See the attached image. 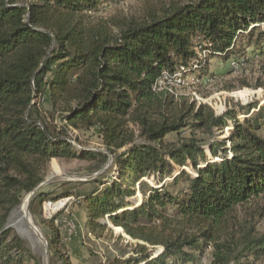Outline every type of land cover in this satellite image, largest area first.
<instances>
[{"label": "trees", "instance_id": "trees-1", "mask_svg": "<svg viewBox=\"0 0 264 264\" xmlns=\"http://www.w3.org/2000/svg\"><path fill=\"white\" fill-rule=\"evenodd\" d=\"M111 1L0 0V206L10 205L0 217V264H25V250L17 240L9 245L3 230L18 195L43 182L52 159L75 156L62 149L68 145L60 139L49 146L56 119L65 124L59 131L93 130L118 168L110 184L93 185L83 195L88 233L101 238L116 228L140 242L132 248L134 264L200 263L208 246L214 250L209 264L263 260L264 234L239 225L236 213L264 197V105L239 107L247 117L240 122L199 103L181 110L176 99L162 100L153 87L163 71L200 65L195 47L222 52L232 44L227 56L234 55L240 45L235 33L250 29L248 38L264 25V0H194L166 9L145 4L143 22L123 25L114 17L97 18ZM207 67L208 62L198 67L194 79L200 81ZM45 94L51 113L43 119L34 100ZM225 117L234 123L227 126ZM232 127L231 155L218 144L225 159L207 162L196 136L231 133ZM183 130H189L187 138ZM171 134L176 142L166 141ZM208 152L217 153L213 145ZM199 160L204 166L196 177L175 174L174 167L189 163L195 170ZM150 176L159 188L142 181ZM181 181L184 187L176 189ZM136 187L142 201L135 207L127 201ZM45 196L35 195L30 206ZM49 231L48 251L62 260L59 233L52 225ZM156 247L162 250L158 255ZM13 249L19 250L16 259Z\"/></svg>", "mask_w": 264, "mask_h": 264}, {"label": "rangeland", "instance_id": "rangeland-1", "mask_svg": "<svg viewBox=\"0 0 264 264\" xmlns=\"http://www.w3.org/2000/svg\"><path fill=\"white\" fill-rule=\"evenodd\" d=\"M189 1L194 0H112L101 7L97 18L109 20L114 17L118 25L131 22L139 24L144 20L145 4L166 9L171 3L184 4ZM259 29L264 31V25L260 24ZM249 30L235 33L233 40L238 41L237 46L240 45L235 48V54L229 57L227 54L231 52L232 44L229 51L208 52L207 50L209 54L206 57H203L199 47H195L194 52L199 62H201L200 59L204 61V65L208 62L206 72L202 74L200 81L194 79L193 74L198 71L195 70L192 74L186 75L180 83L172 81L171 84L155 92L162 100L169 101L172 97L176 99L181 110L185 103H199L210 107L218 117L226 115L233 117L234 121L242 122L247 117L242 115L239 107L246 109L253 103L259 106L264 105V37H260V30H256L251 37L247 38ZM210 53L211 55L214 53L216 57L210 60L208 58ZM159 85L163 86L161 83ZM34 103L38 104L43 119L46 118L45 115L51 113L47 94L35 98ZM252 113L253 111L250 116ZM234 121L225 117L227 126L229 122L234 123ZM55 123L58 130L50 129L52 136L49 146L57 145L56 141L60 139L68 145L62 149H67L75 156L52 159L43 182L33 192L18 195L16 199L19 203L11 208L3 227V230L8 233L6 242L11 241L9 245L15 247L13 242L19 241L21 248L25 250L23 255L25 264H107L114 259L119 261L132 259L128 264H134L136 261L133 259L132 248L140 242L131 240L126 235H122V232L118 234L114 229L112 235L96 238L88 233L86 226L87 211L83 195L92 189L93 185L99 187L108 185L116 178L118 168L114 163L115 158L105 151L101 139L93 130L66 129L65 131L63 129L59 131L65 124H60L57 119ZM232 133L233 127L231 133L224 129L214 130L213 135L209 137L202 134L196 136L203 142L201 147L206 153L207 162L219 164L225 159L222 148L218 144H222L223 149L227 151V157L231 155ZM262 135H264V129ZM181 136L187 138L189 130H183ZM176 140L175 134L166 138L167 142H176ZM209 145H213L217 152L216 156H211L208 152ZM87 153L102 154L106 159L101 162L100 157L92 161L80 157ZM203 166L204 163L199 160L195 170L190 163L182 168L174 167V169L175 174L185 171L193 178L196 177L197 169ZM142 181L152 188L160 187L152 176L145 177ZM170 181L168 179L165 183ZM181 187H184L182 181L178 183L176 189ZM135 190L136 195L127 202L136 207L140 205L142 197L137 187ZM39 193L46 195L45 201L42 204L34 202L30 206L31 199ZM24 202L26 203L25 211L23 210ZM49 203L50 207H48ZM52 205L55 206L52 207ZM9 207L8 204L0 206V217ZM236 214L239 225L246 229L251 228L256 235L264 234V197L238 207ZM51 225L59 233V251L63 257L62 260L49 253L47 248V240L51 236L49 231ZM161 251L160 247H156L153 254L158 255ZM213 252V248L208 246L200 256V263L198 258L195 263L189 264H201L203 258H206L209 264L212 262ZM10 254L13 259H16L19 257V250L13 249ZM240 263L264 264V259L255 262L250 258L248 262L241 260Z\"/></svg>", "mask_w": 264, "mask_h": 264}, {"label": "built area", "instance_id": "built-area-1", "mask_svg": "<svg viewBox=\"0 0 264 264\" xmlns=\"http://www.w3.org/2000/svg\"><path fill=\"white\" fill-rule=\"evenodd\" d=\"M202 52H203L202 53L203 57H206L209 54L205 50H203ZM200 61H201L200 65L191 63L186 70L182 69V70H179L178 72H175L174 74H169L168 72L163 71L164 73L163 74L161 73L160 77L155 82V85L153 87L154 91H158L159 89L167 86L168 84H171L172 81L173 82L176 81L177 84L180 83V81L184 79L183 74H187V73L191 74L195 70H198V67H201V66L204 65V61H202L201 59H200ZM159 83L163 84V86L159 85ZM164 84H166V85H164ZM50 206H51V204L49 203L48 207H50ZM54 206L55 205H52V207H54ZM201 264H207V259L203 258L202 261H201Z\"/></svg>", "mask_w": 264, "mask_h": 264}, {"label": "bare ground", "instance_id": "bare-ground-1", "mask_svg": "<svg viewBox=\"0 0 264 264\" xmlns=\"http://www.w3.org/2000/svg\"><path fill=\"white\" fill-rule=\"evenodd\" d=\"M25 209H26V203L24 202L23 203V210L25 211Z\"/></svg>", "mask_w": 264, "mask_h": 264}, {"label": "water", "instance_id": "water-1", "mask_svg": "<svg viewBox=\"0 0 264 264\" xmlns=\"http://www.w3.org/2000/svg\"><path fill=\"white\" fill-rule=\"evenodd\" d=\"M113 229H116V228H113Z\"/></svg>", "mask_w": 264, "mask_h": 264}]
</instances>
